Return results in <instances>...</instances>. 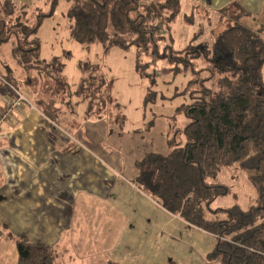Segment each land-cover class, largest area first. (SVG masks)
Listing matches in <instances>:
<instances>
[{
  "label": "trees",
  "instance_id": "trees-1",
  "mask_svg": "<svg viewBox=\"0 0 264 264\" xmlns=\"http://www.w3.org/2000/svg\"><path fill=\"white\" fill-rule=\"evenodd\" d=\"M69 1L71 33L84 46L100 42L106 48L134 47L136 66L150 79L148 67L160 59L175 64L177 71L181 65L191 68L190 101L179 108L188 118L187 140L183 145L170 142L168 153L150 151L138 159L134 182L164 209L216 237L207 255L211 264H264V18L254 24L244 18L252 17L251 12L239 2L230 4L221 11L230 14L232 24L176 49L173 31L182 14L181 0ZM47 2L51 8L44 12L0 0V51L13 37V56L26 75L23 80L0 72V87L22 92L24 85L33 97L27 99L55 121L68 95L59 59L45 60L40 53L39 27L58 0ZM198 7L185 13L183 21L193 20ZM84 70L82 89L91 118L108 108L106 81L96 68L84 65ZM234 163L256 188V201L248 208H212L218 196L229 192L217 175ZM2 224L4 240L17 247L18 264H59L53 245L32 241L25 232L15 235Z\"/></svg>",
  "mask_w": 264,
  "mask_h": 264
},
{
  "label": "crops",
  "instance_id": "crops-1",
  "mask_svg": "<svg viewBox=\"0 0 264 264\" xmlns=\"http://www.w3.org/2000/svg\"><path fill=\"white\" fill-rule=\"evenodd\" d=\"M236 2L264 13V0H181V17L194 5L220 12ZM58 127L28 103L0 120L1 223L53 245L59 264H211L214 235L160 206L117 159L53 138Z\"/></svg>",
  "mask_w": 264,
  "mask_h": 264
},
{
  "label": "rangeland",
  "instance_id": "rangeland-1",
  "mask_svg": "<svg viewBox=\"0 0 264 264\" xmlns=\"http://www.w3.org/2000/svg\"><path fill=\"white\" fill-rule=\"evenodd\" d=\"M15 1L18 5L27 3L30 11L42 8L47 12L51 8L47 0ZM70 4L69 0H58L52 15L42 20L38 30L41 57L45 60L59 59L67 82L64 91L67 92L68 103L55 118L59 129L56 128V135L52 137L81 142L108 160L117 159L118 167L126 174L137 172L136 161L147 152L168 153L171 150L170 142L174 145L185 144L184 128L188 118L179 108L190 101L187 86L193 77L191 68L181 65L177 71L175 64L160 59L151 62L148 67L152 73L150 79L140 74L134 47L106 48L100 42L84 46L72 36L71 21L67 16ZM199 9L190 22L179 17L173 31L174 48L197 44L209 35L220 33L233 22L228 12ZM182 12H186L185 5ZM252 17L244 18L258 24L264 18V13ZM13 41L12 37L1 46L0 72H12L16 78L24 80L26 75L12 53ZM148 60L150 58L145 57V61ZM84 65L96 68L106 81L104 95L108 108L101 115L91 118L87 117L88 101L82 89L86 76ZM262 73L264 77V67ZM20 89L26 98H33L24 85ZM10 92L15 98V90L2 85L0 99ZM217 180L226 184L229 192L218 196L212 208H228L236 204L248 208L255 203L256 188L245 170L237 164L224 166ZM1 221L0 264H18L17 247L15 243L4 240L6 231ZM10 231L18 235L12 229Z\"/></svg>",
  "mask_w": 264,
  "mask_h": 264
},
{
  "label": "built area",
  "instance_id": "built-area-1",
  "mask_svg": "<svg viewBox=\"0 0 264 264\" xmlns=\"http://www.w3.org/2000/svg\"><path fill=\"white\" fill-rule=\"evenodd\" d=\"M15 92H16V97L10 98L6 106L0 109V120L8 117L9 113L12 111L21 110L26 105V103L32 106L30 101L21 92L16 90Z\"/></svg>",
  "mask_w": 264,
  "mask_h": 264
}]
</instances>
